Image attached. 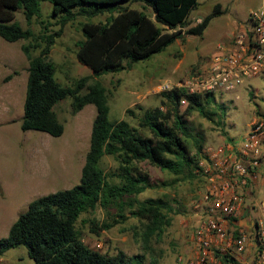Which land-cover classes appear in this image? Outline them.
Segmentation results:
<instances>
[{"label": "trees", "instance_id": "obj_1", "mask_svg": "<svg viewBox=\"0 0 264 264\" xmlns=\"http://www.w3.org/2000/svg\"><path fill=\"white\" fill-rule=\"evenodd\" d=\"M45 1L51 5L49 17L56 18L59 26L56 31L46 33L42 28L34 35L30 28L23 29L14 21V13L20 11L29 25L40 17L39 4ZM196 1L0 0V38L8 43L27 41L20 47L27 61L20 130L59 137L63 126L53 107L66 97L71 100L73 112L86 105H92L95 111L78 183L30 201L10 225L7 235L0 238V256L9 249L23 246L33 264H154L141 254L127 256L118 250L110 255L87 247L76 230V221L81 214L101 209L106 218L90 220V233L107 231L132 217L144 223V243L151 236L158 238L170 224L166 213L171 209L161 198L142 201L134 198L155 187L136 164L145 162L181 179L197 176L194 172L197 158L188 152L181 138L185 131L178 105L184 100L186 112L194 110L210 120L202 100L212 102V95L175 90L161 92L164 107L145 109L137 119V127L147 133L144 135L124 120L110 122L105 88L96 80H88L129 69L133 63L163 51L183 36L200 37L211 19L220 14V7L215 4L208 15L191 25L188 14ZM134 2L149 7L152 18L126 6ZM103 13L109 14L105 23L81 24L83 40L77 43L75 52L77 62L87 67L91 76L76 80L72 86H61L54 78V66L48 58L55 38L62 27L77 16L90 19ZM36 50L37 54L32 55ZM124 113L133 116L131 109ZM200 150L197 146L196 153ZM104 156L117 163V167L107 173L99 166ZM113 179L117 182H112ZM125 208L127 213H124ZM219 258L220 264L232 261L227 255Z\"/></svg>", "mask_w": 264, "mask_h": 264}, {"label": "rangeland", "instance_id": "obj_2", "mask_svg": "<svg viewBox=\"0 0 264 264\" xmlns=\"http://www.w3.org/2000/svg\"><path fill=\"white\" fill-rule=\"evenodd\" d=\"M235 1L233 8L237 14L228 11L221 17L212 18L200 37L183 36L182 40H174L163 51L133 63L129 69L90 78L88 82L96 80L105 88L108 120H124L147 135L137 127V119L145 109L164 107L159 85L181 81L200 66H207L215 47L224 45L233 28L244 22L249 1ZM225 2L197 0L188 18L194 22L193 19L208 15L216 3L223 7ZM126 6L152 18L150 8L143 7L140 2ZM39 9L40 17L29 25H26L20 11L14 13V21L23 29L30 28L34 35L42 28L46 33L56 31L59 26L56 18L49 17V2H40ZM108 17V13L90 19L77 16L62 27L48 55L54 66V78L61 86H72L76 80L91 76L90 70L75 58L77 43L83 40L80 27L84 22L105 23ZM26 42L19 40L8 43L0 38V238L7 235L9 225L25 211L30 201L78 183L95 115L92 105L73 112L71 100L66 97L53 107L57 120L63 126L59 137L20 130L27 76V61L20 47ZM36 54L37 50L32 52V55ZM234 89L227 93L214 91L211 94L213 100L209 103L203 98L210 120L194 110L186 112V102L178 105L185 131L181 138L188 152L196 156L197 164L203 161L207 148L215 147L224 140L241 142L251 119L264 117V75L244 80ZM126 109H131L133 116L125 115ZM197 146L201 147L199 154L196 153ZM99 166L107 173L114 170L117 163L111 157L104 156ZM136 167L147 174L155 187L134 198L137 201L163 199L171 209L166 213L170 218L169 226L158 238L151 236L145 243L142 241L144 223L132 217L107 231L93 234L88 230L89 221L106 218L101 209H96L92 213L81 214L76 221L75 227L82 242L93 250L110 255L120 250L127 256L141 254L146 261H153L154 264H187L196 253L190 237L200 219L194 205L204 203L203 180L197 173L192 179L177 178L145 162L136 164ZM112 182L117 181L113 179ZM258 198L262 199L263 194H259ZM124 213H127V208ZM237 255L231 257L229 264H239ZM217 259L220 260L219 256ZM0 264L33 262L27 257L25 248L17 246L0 256Z\"/></svg>", "mask_w": 264, "mask_h": 264}, {"label": "built area", "instance_id": "obj_3", "mask_svg": "<svg viewBox=\"0 0 264 264\" xmlns=\"http://www.w3.org/2000/svg\"><path fill=\"white\" fill-rule=\"evenodd\" d=\"M247 28L238 31L227 45H217L202 70L190 72L181 81L164 82L159 91L187 94L233 92L244 81L264 75V5L247 16ZM185 102L180 100V103ZM264 145V117L254 118L241 142L224 140L204 152L195 173L203 180V205H194L200 219L191 234L195 257L187 264H220L216 255L229 258L241 253L248 234L234 225L244 204V190L260 167ZM252 223L255 240L253 264H264V200L256 206Z\"/></svg>", "mask_w": 264, "mask_h": 264}, {"label": "crops", "instance_id": "obj_4", "mask_svg": "<svg viewBox=\"0 0 264 264\" xmlns=\"http://www.w3.org/2000/svg\"><path fill=\"white\" fill-rule=\"evenodd\" d=\"M248 1H249V5L246 9L244 22L242 23V25L239 24L238 26H235L233 28V31L230 32L231 33V34H229L230 37L227 38L225 45H227L229 43L233 34L247 28L248 25L246 22H247L248 13L250 11L258 9L264 5V0H248ZM235 2H236L235 0H226L223 7H221L220 4L216 3L220 7V14L217 17H221L222 14H224L225 12H228V11H232L234 14H237V11L234 10V8H233ZM229 4H231V5L229 6ZM200 20H201V18L193 19L194 22H191V25L197 24ZM190 21H192V19H190ZM214 53L215 52H213V54ZM205 67L206 66L202 65V66H200V68H198L196 70H202ZM253 78H255V77H253ZM253 78H250V79H253ZM250 79H245V80H250ZM253 119L254 118H252L251 121ZM250 122L247 124V126H246L247 128H248V125L250 124ZM263 177H264V145L262 147V158L260 161V167L258 168L257 172L255 173V177L253 179H251L248 187L244 190V195H243L244 204H243V207H242L241 211L239 212L237 218L234 220V225L236 227H239L240 229H242L244 232H246L248 234L247 245L245 246L244 250L236 256V260L239 262V264H253V260L255 257L256 245H255V240L253 237V225H252V223L254 221L255 216L257 215L256 206L258 205L259 201L264 200V188H263L264 178ZM259 194H261V195L263 194L262 199L258 198ZM10 225H9V227H10ZM9 227H8V229H9ZM8 229H7V231H8ZM194 253H195V247H194Z\"/></svg>", "mask_w": 264, "mask_h": 264}]
</instances>
